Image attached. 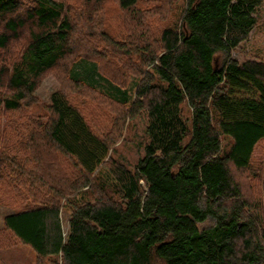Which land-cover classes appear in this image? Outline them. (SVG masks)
<instances>
[{"label": "trees", "instance_id": "obj_1", "mask_svg": "<svg viewBox=\"0 0 264 264\" xmlns=\"http://www.w3.org/2000/svg\"><path fill=\"white\" fill-rule=\"evenodd\" d=\"M104 1L83 3L92 12ZM142 1L149 5L118 0L128 12L122 37L104 32L94 43L96 31L77 26L85 14L70 2L0 0V51L22 43L0 59V189L31 194L4 225L48 264H264V217L239 178L264 139V59L232 56L264 0H184L155 51L151 14L171 0ZM101 43L108 48L98 58ZM115 56L142 73L133 95L99 68L116 67ZM64 63L67 85L41 102L40 80ZM70 90L97 94L99 110L115 111L117 137L120 122L146 114L135 164L115 156L110 135L98 134Z\"/></svg>", "mask_w": 264, "mask_h": 264}, {"label": "rangeland", "instance_id": "obj_2", "mask_svg": "<svg viewBox=\"0 0 264 264\" xmlns=\"http://www.w3.org/2000/svg\"><path fill=\"white\" fill-rule=\"evenodd\" d=\"M65 1L67 6L69 2L74 5L75 12L81 11L78 15L82 16V13L85 14V16H82L81 18L76 17L78 18L77 26H83V22L89 24L90 27L94 29L93 33L96 31L95 34H92L95 38L94 43H98L99 40L103 38L104 32L110 33L113 38L122 37L124 32L122 24L124 22L123 16L127 11H123L119 8L118 0H105L98 8L96 5L92 4V8L95 6L92 12H88L91 10L84 5L83 0ZM145 4L149 5L141 0L139 7L144 8ZM182 7H184V0H171V3L164 4L161 7L159 6V8L156 9L157 11L151 14L153 17L150 19L154 22V27L151 29V39L153 41L154 51L156 49L160 50L158 47L159 31L162 30L165 25L172 23L174 20H180L179 14ZM257 16L258 25L252 30L249 37L232 53V56L240 61L252 58L264 59V3L259 8ZM98 31L103 32V34L99 33L98 36ZM89 41L91 42L90 38ZM87 42L88 40L85 41L86 44ZM16 45V47L10 48L9 50L0 51V59L4 56H10L16 49H19L22 45L21 41L17 40ZM98 48L99 51L95 52L96 55L94 56L102 58L107 52L108 45L101 43ZM115 59L116 61H119H117L118 65L116 64V67L113 65V61H109L110 64L104 66L103 64L106 61H102L101 63L103 64H100L99 68L105 75L107 74L109 77L123 83L122 85L128 86V90H130L133 95L135 84L142 76V73L138 70L137 72L136 70H132L133 68H131V64L127 61L120 60L118 56H115ZM136 59H138V56H136L134 60L135 62H139L137 64L142 65V63L136 61ZM67 63H69V61ZM67 63L62 64L57 68L55 67L45 73L42 77L35 92V95L41 102L47 103L54 91L62 88L63 85H67L65 77L68 70ZM119 64L121 66H119ZM139 65H137L138 69ZM86 66H90L89 62ZM79 68L85 71L84 65L82 66L78 64L77 69ZM126 68L129 69L127 70L129 71L128 76H125V79L122 76L119 77L122 70L125 71ZM70 96H74V93L71 90ZM71 99L73 103L78 105L79 109L85 113L88 122L98 134L102 135L104 138H108V135H110L112 139L111 142L116 146V157L126 160L133 165L137 162L140 156H143V143L145 139L144 132L147 124V116L144 112L133 118H126L125 122H120L123 125V127L121 126L123 130L121 129L122 132L119 131V137H117L110 134L111 131L115 129L116 125L115 111L109 109L99 110L98 107L101 105H98L100 99L97 94L86 91L80 93V95L77 94V98L72 97ZM102 100L103 99L101 98V101ZM34 106L36 108L34 111L40 112L42 110L39 103ZM118 110L120 111H116V113L119 112V115L122 116V109L119 108ZM229 145L230 143H228L227 146ZM1 150L2 146H0V153ZM53 158L55 160H62V165H65L67 162V160L58 153L57 156ZM239 178L243 183L245 194L250 198L251 203L255 204V206L262 211L264 217V139L261 140L256 147L250 171L241 172ZM0 179L2 178L0 177ZM2 182H4V180ZM22 184L26 185V182ZM2 190L3 189H0V195L3 197L4 195L1 193ZM16 190L17 189H15V191ZM17 191L20 193V196L18 193L16 196L15 193L11 194V192H8V196H4V198L0 200V264H48L50 263L49 258L40 257L31 246L16 239V237L4 225V217L7 214L16 211L17 208H21L26 202H31V194H27L28 196L25 194L24 196L23 191ZM70 214L71 209L69 207H63L61 209V220L65 233L69 230ZM211 223L212 220H207L206 222L201 223L200 226L206 227ZM156 264L162 263L156 262Z\"/></svg>", "mask_w": 264, "mask_h": 264}]
</instances>
